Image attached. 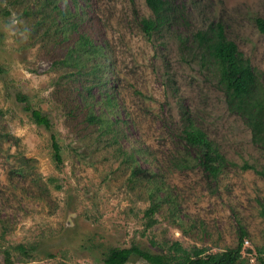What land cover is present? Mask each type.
<instances>
[{
  "label": "rangeland",
  "instance_id": "obj_1",
  "mask_svg": "<svg viewBox=\"0 0 264 264\" xmlns=\"http://www.w3.org/2000/svg\"><path fill=\"white\" fill-rule=\"evenodd\" d=\"M172 1L183 16L147 39L145 0H0V264H104L113 247L172 255L173 242L214 253L235 248L240 230L245 264H258L264 149L228 109L191 35L221 24L264 84V0ZM79 35L104 50L101 84L62 63ZM19 96L50 126L34 123ZM89 111L112 122L115 142L86 120ZM188 117L227 160L215 181L175 165ZM133 149L169 199L151 226L143 183L129 179L123 154Z\"/></svg>",
  "mask_w": 264,
  "mask_h": 264
},
{
  "label": "trees",
  "instance_id": "obj_2",
  "mask_svg": "<svg viewBox=\"0 0 264 264\" xmlns=\"http://www.w3.org/2000/svg\"><path fill=\"white\" fill-rule=\"evenodd\" d=\"M146 6L151 11L150 17H142L140 26L144 36L150 39L155 32L161 31L170 25L176 17L183 16L182 7L172 0H145ZM257 25L264 32V22L257 19ZM192 45L196 50L203 65L212 67L217 77V83L223 90L228 109L243 118L251 132L252 142L264 149V84L259 72L251 66L243 57L236 44L227 39L221 24L209 26L204 30L192 33ZM194 52V51H193ZM68 60L62 63L73 67L72 73L90 76L93 84H101L100 73L104 69L102 58L104 50L93 44L86 36L79 35L75 46L68 51ZM70 60V61H69ZM113 95L107 94L105 101H101L105 107L106 115L111 112L110 106L114 105ZM24 102V109L31 114L32 121L37 125L50 126L49 119L41 114L38 109H33L24 96L18 97ZM108 108V109H107ZM93 115L91 111L86 114V120L98 124L100 135H110L115 142L112 122L105 116ZM178 139L182 150L178 152L175 165L179 169L187 170L194 167L201 168L212 180H217L226 168L227 160L217 149L215 144L207 137L206 133L197 127L188 117L185 119ZM52 148L55 161L61 163L60 147L52 136ZM130 169V180L137 179L143 183L142 190L149 206L144 210V216L148 218L147 226L153 224V215L160 205L168 202L166 197L161 198L159 191L163 190L154 174H148V169L138 167L134 158L139 150L123 151ZM146 162V159H143ZM134 164V165H133ZM264 174V173H261ZM146 182V184H145ZM259 214L264 219V201L260 202ZM246 233L240 230L238 244L235 248H229L214 253H205L203 248L187 250L178 242H173L169 248L174 251L169 254H155L139 248L137 245L129 247H113L104 255V264H126L132 256L145 260L148 264H245L241 256V248ZM19 249L24 255L27 251L23 246ZM249 252V251H248ZM258 264H264V242L256 249Z\"/></svg>",
  "mask_w": 264,
  "mask_h": 264
},
{
  "label": "clouds",
  "instance_id": "obj_3",
  "mask_svg": "<svg viewBox=\"0 0 264 264\" xmlns=\"http://www.w3.org/2000/svg\"><path fill=\"white\" fill-rule=\"evenodd\" d=\"M13 23H16V21H13Z\"/></svg>",
  "mask_w": 264,
  "mask_h": 264
}]
</instances>
